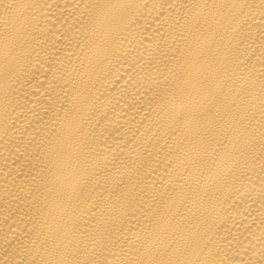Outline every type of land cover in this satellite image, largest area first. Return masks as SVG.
Here are the masks:
<instances>
[{
    "label": "bare ground",
    "instance_id": "bare-ground-1",
    "mask_svg": "<svg viewBox=\"0 0 264 264\" xmlns=\"http://www.w3.org/2000/svg\"><path fill=\"white\" fill-rule=\"evenodd\" d=\"M0 264H264V0H0Z\"/></svg>",
    "mask_w": 264,
    "mask_h": 264
}]
</instances>
